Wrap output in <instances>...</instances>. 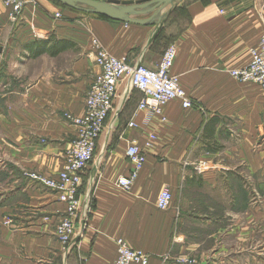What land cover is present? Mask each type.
<instances>
[{
    "label": "crops",
    "instance_id": "1",
    "mask_svg": "<svg viewBox=\"0 0 264 264\" xmlns=\"http://www.w3.org/2000/svg\"><path fill=\"white\" fill-rule=\"evenodd\" d=\"M177 9L185 10L187 23L174 36L172 73L194 106L184 109L173 101L162 121L138 110L140 92L128 97L126 83L119 86L95 160L84 173L81 199L91 211L85 228L76 229L77 247L67 264H115L119 238L149 254L150 264L186 254L224 264L223 241L260 236L264 91L235 81L231 72L250 63V49L264 35V0H178ZM71 10L54 0H32L14 23L0 0V264H64L56 229L66 206L26 175L62 170L76 138L66 115L83 114L100 73L92 40L132 65L155 69L163 56V49L152 55L153 24ZM32 26L50 30L51 44L72 46L38 56ZM152 135L156 139L146 149ZM132 141L145 149L147 161L125 192L117 181L132 170L126 154ZM165 187L173 204L160 211L157 197Z\"/></svg>",
    "mask_w": 264,
    "mask_h": 264
},
{
    "label": "built area",
    "instance_id": "2",
    "mask_svg": "<svg viewBox=\"0 0 264 264\" xmlns=\"http://www.w3.org/2000/svg\"><path fill=\"white\" fill-rule=\"evenodd\" d=\"M11 9L13 21L21 20L29 0H2ZM63 14L56 12L54 18L62 19ZM35 38L46 41L52 37L51 31L32 26ZM95 62L100 68L99 75L93 81L84 103V111L80 116L67 114L66 118L76 127V138L65 154L62 170L56 175L27 174L26 177L37 182L40 186L55 192L59 202L66 206L65 214L56 229V236L60 244L63 263L67 264L74 255L77 247L76 229L78 225L85 228L90 215L89 203L84 204L81 199L83 177L85 171L93 164L98 143L102 138L107 122L114 111L118 97V88L126 83L127 94L134 91L142 94L138 110L146 111L166 120L165 107L173 102L180 101L184 109L194 106L192 99L182 87L179 77L175 76L173 66L177 57V47L169 46L155 69L139 63L132 65L128 57H116L101 45L98 39L92 40ZM251 61L244 68L233 70L231 76L239 83L256 84L264 91V35L259 44L250 49ZM124 96V97H126ZM127 98V97H126ZM126 98H123V102ZM123 103L121 104V106ZM135 127L134 122L128 125ZM155 135L145 142V148H151ZM127 158L132 165L128 176L120 177L117 187L128 192L136 182L139 174L146 165V152L137 141H132L127 148ZM203 169L211 166L202 165ZM173 204V194L170 188L165 187L157 198V208L168 211ZM5 224H11L10 219ZM117 244V259L115 264H149V254L133 249L127 241L119 238ZM187 260L179 259L178 264H187ZM192 263V262H190Z\"/></svg>",
    "mask_w": 264,
    "mask_h": 264
},
{
    "label": "rangeland",
    "instance_id": "3",
    "mask_svg": "<svg viewBox=\"0 0 264 264\" xmlns=\"http://www.w3.org/2000/svg\"><path fill=\"white\" fill-rule=\"evenodd\" d=\"M31 1L32 0H29L28 2L31 3ZM177 3L178 0H173L171 3H169L166 6H159L156 4H152L148 8H146V10H149L147 13H145L144 15H140L143 16L145 20H148L149 23L153 24L155 28L154 34L156 36L155 35L153 36L154 42L151 48L152 55H156L158 52H161L162 49L165 52V50L173 44L174 36L176 35V33H178L182 29V27L185 26L187 23L186 12L184 9H177ZM61 6H63L64 9L67 10L69 9L68 7L62 4ZM9 10L11 15V9L9 8ZM71 11L81 15H86L76 10H71ZM61 13L63 14V12ZM22 19L13 21L11 16V20L14 23H18L22 21ZM261 201H262L261 233L260 236L258 237V240L242 242L235 240V238L233 237L232 238L230 237L228 241L227 240L223 241L221 245H223V248L226 250V252L223 253L224 264H253L252 259L254 260V264H264V200L262 199ZM198 237L200 238L201 236L198 235ZM198 241L201 242L200 239ZM206 246L209 247V242H207ZM252 254H254V257L251 256ZM149 257L151 259L150 255ZM179 259L187 260L188 261L187 264L205 263L204 260H198L196 259V257L190 254H186L185 256H178V257L166 255L162 259V261L164 264H178ZM208 260L210 261L209 257L206 258V261Z\"/></svg>",
    "mask_w": 264,
    "mask_h": 264
},
{
    "label": "water",
    "instance_id": "4",
    "mask_svg": "<svg viewBox=\"0 0 264 264\" xmlns=\"http://www.w3.org/2000/svg\"><path fill=\"white\" fill-rule=\"evenodd\" d=\"M70 9L78 12L102 16L111 20L120 21L124 23L147 25L148 20H139L130 18L129 15L140 16L147 13L146 10L150 5L156 4L159 6H166L173 0H138V1H120L107 0L106 2L95 0H54ZM155 35V34H154ZM153 35V36H154ZM156 36V35H155Z\"/></svg>",
    "mask_w": 264,
    "mask_h": 264
},
{
    "label": "trees",
    "instance_id": "5",
    "mask_svg": "<svg viewBox=\"0 0 264 264\" xmlns=\"http://www.w3.org/2000/svg\"><path fill=\"white\" fill-rule=\"evenodd\" d=\"M102 17V16H101ZM106 18V17H105ZM53 41V38L51 37L49 40L46 41H38L36 40L37 43H39L40 47L37 49V54L36 55H42L43 53L51 52L52 54H55L57 52L63 51L67 48H70L72 46L71 43L68 42H62L61 44H51Z\"/></svg>",
    "mask_w": 264,
    "mask_h": 264
}]
</instances>
